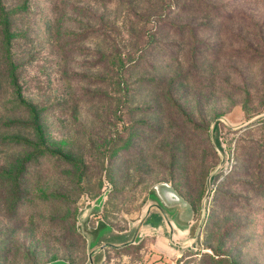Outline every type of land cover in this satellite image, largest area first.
Wrapping results in <instances>:
<instances>
[{"label": "rangeland", "instance_id": "rangeland-1", "mask_svg": "<svg viewBox=\"0 0 264 264\" xmlns=\"http://www.w3.org/2000/svg\"><path fill=\"white\" fill-rule=\"evenodd\" d=\"M90 248L264 264V0H0V264Z\"/></svg>", "mask_w": 264, "mask_h": 264}, {"label": "water", "instance_id": "water-1", "mask_svg": "<svg viewBox=\"0 0 264 264\" xmlns=\"http://www.w3.org/2000/svg\"><path fill=\"white\" fill-rule=\"evenodd\" d=\"M152 192H154L159 200V202L165 206L166 208L168 209H171V210H174V216L177 218V221L178 222H181V223H185L187 224L188 221H190L192 215H193V209H192V206L190 205V203L188 201H186L172 186L171 184L167 183V182H161V183H158V184H155L153 187H152ZM210 194V185H209V182L207 183V191H206V194H205V198H207ZM153 205H148L146 210H145V213L144 215L142 216V218L139 220V222L134 226L136 227V230L134 232V235L132 237V239L125 243V244H122V245H119V246H115V247H120V246H124V245H127V244H130V243H133L137 237V235L139 234L141 228L143 227L144 225V222L151 210V207ZM157 207V206H155ZM166 223L167 224H170L168 219L166 218ZM165 223V225H166ZM200 225V224H199ZM199 229V226L197 228V231ZM197 231L195 232L194 236L192 237H189L188 239H186L185 241L183 242H180V243H177V242H174L173 241V238H172V228H170V235L169 238L172 240V242L178 244V245H183V244H186V243H191L194 238L196 237V233ZM109 245V244H108ZM89 246L91 247V241L89 242ZM114 246V245H112ZM98 249H103V245L100 246V248ZM97 250L96 249H92L90 248V251L88 253V260H87V263L86 264H92V255L93 253ZM50 264H53V263H50Z\"/></svg>", "mask_w": 264, "mask_h": 264}, {"label": "trees", "instance_id": "trees-1", "mask_svg": "<svg viewBox=\"0 0 264 264\" xmlns=\"http://www.w3.org/2000/svg\"><path fill=\"white\" fill-rule=\"evenodd\" d=\"M16 94H17L18 101H19L21 104H23L26 108H28L29 105H28L26 102H24V101L22 100V98H21V92H20L19 90H17ZM192 209H193V208H192ZM67 262L70 263L69 261H67ZM70 264H71V263H70Z\"/></svg>", "mask_w": 264, "mask_h": 264}]
</instances>
